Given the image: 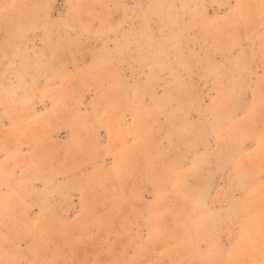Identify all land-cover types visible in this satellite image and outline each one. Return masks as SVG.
Listing matches in <instances>:
<instances>
[{"label":"rangeland","instance_id":"1","mask_svg":"<svg viewBox=\"0 0 264 264\" xmlns=\"http://www.w3.org/2000/svg\"><path fill=\"white\" fill-rule=\"evenodd\" d=\"M263 11L0 0V264L264 263Z\"/></svg>","mask_w":264,"mask_h":264},{"label":"bare ground","instance_id":"2","mask_svg":"<svg viewBox=\"0 0 264 264\" xmlns=\"http://www.w3.org/2000/svg\"><path fill=\"white\" fill-rule=\"evenodd\" d=\"M231 9V8H230ZM240 12V11H239ZM264 12V11H263ZM179 13V12H178ZM234 13V12H233ZM176 18V17H175ZM237 27V26H236ZM226 29V28H225ZM238 29V28H237ZM252 29V28H251ZM255 30V29H254ZM206 33V32H205ZM217 36V35H216ZM215 36V37H216ZM247 36V35H246ZM258 36H260V35H258ZM243 38V37H242ZM230 39V38H229ZM236 39V38H235ZM244 39H245V37H244ZM243 40V39H242ZM224 41H226V40H224ZM223 41V42H224ZM225 43V42H224ZM222 44V43H221ZM227 44V43H226ZM229 44V43H228ZM218 45V44H217ZM235 45V44H234ZM222 46V45H221ZM224 46V45H223ZM246 46V45H245ZM220 48V47H219ZM224 48H225V46H224ZM221 49V48H220ZM256 49V48H255ZM263 50V49H262ZM224 51H225V49H224ZM228 51V50H227ZM248 54V53H247ZM261 60V59H260ZM250 62V61H249ZM187 68V67H186ZM200 68V67H199ZM174 70V69H173ZM186 71V70H185ZM195 71V70H194ZM177 72V71H176ZM200 72V71H199ZM223 72V71H222ZM247 72V71H246ZM185 73V72H184ZM246 74V73H245ZM169 75V74H168ZM183 75V74H182ZM194 75V74H193ZM180 76V75H179ZM187 76V75H186ZM177 77V76H176ZM181 77V76H180ZM179 77V78H180ZM183 77V76H182ZM249 77V76H248ZM153 78V77H152ZM157 78V77H156ZM178 78V79H179ZM151 79V78H150ZM154 79V78H153ZM181 79V78H180ZM150 81V80H149ZM180 81V80H179ZM182 81V80H181ZM245 81H247L246 79H245ZM190 82V81H189ZM238 82V81H237ZM179 83V82H178ZM243 83V82H242ZM180 84H181V82H180ZM237 84V86L239 85L238 83H236ZM261 85V84H260ZM263 86V85H262ZM184 87H186V86H184ZM240 87H241V85H240ZM239 89V88H238ZM180 90H182V91H184V89H180ZM186 90H187V88H186ZM143 91V90H142ZM141 91V92H142ZM240 91V90H239ZM260 91V90H259ZM138 92V91H137ZM148 92V91H147ZM262 92V91H261ZM237 93V92H236ZM239 93V92H238ZM259 93V92H258ZM155 95V94H154ZM153 95V96H154ZM261 95V94H260ZM170 96V95H169ZM254 97V96H253ZM257 98V97H256ZM231 99H233V98H231ZM238 101V100H237ZM241 101V100H240ZM157 102V101H156ZM258 102V101H257ZM138 103V102H137ZM141 103V102H140ZM160 104V103H159ZM242 104V103H241ZM106 107V106H105ZM232 107H234V106H232ZM241 109V108H240ZM234 111H236V110H234ZM208 113V112H207ZM10 114H12V113H10ZM137 115V114H136ZM235 115V114H234ZM141 117V116H140ZM231 117V116H230ZM249 117V116H248ZM251 117V116H250ZM142 118V117H141ZM140 118V119H141ZM228 119V118H227ZM226 119V120H227ZM244 119V118H243ZM140 123V122H139ZM245 124V123H244ZM216 126V125H215ZM249 127V126H248ZM140 128V127H139ZM247 128V127H246ZM252 128V127H251ZM260 130V129H259ZM245 131V130H244ZM140 132V131H139ZM144 132V131H143ZM256 132V131H255ZM261 132V131H260ZM147 133V132H146ZM145 134V133H144ZM247 134V133H246ZM245 134V135H246ZM261 134H263V133H261ZM251 134H250V132H249V136H250ZM264 135V134H263ZM248 136V137H249ZM255 136V134L253 135V137ZM192 137V136H191ZM244 137V136H243ZM159 138H160V136H159ZM241 138V137H240ZM246 138V137H245ZM196 139V138H195ZM201 139V138H200ZM251 139V138H250ZM193 140V139H192ZM249 140V139H248ZM255 140V139H254ZM241 142V141H240ZM247 142V141H246ZM185 143H187V142H185ZM238 144V143H237ZM198 145V144H197ZM256 145H258V143H256ZM171 146H173V145H171ZM191 146V145H190ZM146 147V146H145ZM182 147V146H181ZM185 147H187V145H185ZM188 148V147H187ZM186 148V149H187ZM144 149V148H143ZM149 149V148H148ZM237 149H239V148H237ZM173 150V149H172ZM255 150V149H254ZM177 151V150H176ZM139 154H137V156H138ZM239 155H240V152H239ZM186 156V155H185ZM185 156H183V157H185ZM241 156V155H240ZM28 157V156H27ZM182 157V158H183ZM199 158V157H198ZM203 158V157H202ZM206 158V157H205ZM227 158V157H226ZM137 159V158H136ZM135 159V160H136ZM171 159V158H170ZM139 160V159H138ZM200 159H198V161H199ZM224 160V159H223ZM195 161H196V159H195ZM201 161V160H200ZM142 162H143V158H142ZM145 162V161H144ZM202 162V161H201ZM36 164V163H35ZM140 164L141 163H139V166H140ZM24 165V164H23ZM179 165H181V164H179ZM35 166V165H34ZM135 166V165H134ZM138 166V167H139ZM258 167V166H257ZM143 168V167H142ZM34 170V169H33ZM222 170V169H221ZM109 171V170H108ZM247 171V170H246ZM258 171V170H257ZM256 171V172H257ZM262 172V171H261ZM193 174V173H192ZM15 175V174H14ZM39 175V174H38ZM116 175V174H115ZM257 175V174H256ZM117 176V175H116ZM254 176V175H253ZM6 177V176H5ZM249 181V180H248ZM5 182V181H4ZM149 182V181H148ZM11 184V183H10ZM250 184V183H249ZM152 185V184H151ZM244 185H245V183H244ZM250 186V185H249ZM249 186H247V187H249ZM189 188H190V186H189ZM181 195V194H180ZM188 198V197H187ZM204 198V197H203ZM195 201V200H194ZM252 201V200H251ZM179 202V201H178ZM255 205V204H254ZM243 207V206H242ZM245 207V206H244ZM197 209H198V207H196ZM195 208V209H196ZM229 208V207H228ZM243 209V208H242ZM247 209V208H246ZM241 211H243V210H241ZM244 212V211H243ZM231 213V212H230ZM142 214V213H141ZM246 214V213H245ZM223 216V215H222ZM204 217H206V216H204ZM210 217V216H209ZM247 217V216H246ZM255 217V216H254ZM254 217H252V218H254ZM245 218V217H244ZM201 219V218H200ZM209 219V218H208ZM236 219V218H235ZM202 220H203V218H202ZM234 220V219H233ZM237 220V219H236ZM243 220V219H242ZM246 220H248V219H246ZM207 221V220H206ZM238 221V220H237ZM236 221V222H237ZM240 222H242L241 220H239ZM238 221V222H239ZM202 222H204V221H202ZM225 222V221H224ZM205 224H206V222H204ZM204 223H202V225H204ZM216 223V222H215ZM234 223V222H233ZM249 223V224H248ZM210 224V223H209ZM212 224H214V223H212ZM248 224V225H247ZM220 225V224H219ZM242 225V224H241ZM246 227L244 228V230H243V235H242V237L241 236H239V237H241L242 239H241V241L239 242V244H238V248H237V250L235 251V253L237 254V260H238V258H239V256L240 257H242L243 256V254H245L246 256H255L260 250L261 251H264V239L261 237V234H260V232H261V229L262 228H264V223H262V224H259V222L258 221H251V222H248V221H246ZM206 225H204V228H206L205 227ZM239 226V225H238ZM243 226H245V225H243ZM203 227V226H202ZM201 227V228H202ZM210 227H212V226H210ZM214 227H215V225H214ZM107 228V227H106ZM217 228V227H216ZM237 228V227H236ZM209 229V228H208ZM213 229H215V228H213ZM218 230V229H217ZM222 230H223V228H222ZM234 230V229H233ZM110 231V230H109ZM189 231V230H188ZM239 231V230H238ZM204 232H206L205 231V229H204ZM203 232V233H204ZM219 232V231H218ZM230 232V231H229ZM232 232V231H231ZM240 233H242V231L240 232ZM100 234V233H99ZM201 234V233H200ZM231 234V233H230ZM204 236H202L203 238L207 235H205V233L203 234ZM210 235V234H209ZM227 235V234H226ZM240 235V234H239ZM191 236V235H190ZM208 237V236H207ZM216 237V236H215ZM233 237V236H232ZM231 237V238H232ZM194 238V237H193ZM196 238V237H195ZM206 238V237H205ZM213 238V237H212ZM100 239H101V236H100ZM202 239V238H201ZM209 239H211V238H209ZM230 239V238H229ZM238 239H240V238H238ZM207 240H208V238H207ZM206 240V241H207ZM252 240V243L250 244V245H248V246H246L247 245V243L248 242H250ZM132 241V240H131ZM205 241V240H204ZM209 241V240H208ZM207 241V242H208ZM235 241V240H234ZM237 241V240H236ZM189 242V241H188ZM202 242H203V239H202ZM206 242V243H207ZM230 242H232V241H230ZM203 243H205V242H203ZM205 243V244H206ZM210 243V242H209ZM210 244H212V242L210 243ZM217 244H218V242H217ZM234 245H235V243H233ZM232 244V245H233ZM194 246H195V244H194ZM210 246V245H209ZM195 248H196V246H195ZM211 249H212V246L210 247ZM216 248H217V246H216ZM230 249H232V246L231 247H229ZM236 248V247H235ZM49 249V248H48ZM228 249V248H227ZM226 249V250H227ZM50 250V249H49ZM213 250V249H212ZM222 250V249H221ZM229 251H231V250H229ZM198 252V251H197ZM209 252V251H208ZM221 252V251H220ZM228 252V251H227ZM210 253V252H209ZM217 253H218V251H217ZM217 253H215L214 252V254H217ZM222 253H223V251H222ZM222 253H221V256L220 257H222ZM240 253H242L241 255H240ZM88 254V253H87ZM198 254V253H197ZM211 254V253H210ZM213 254V253H212ZM214 254H213V256H214ZM220 254V253H219ZM218 254V255H219ZM207 255V254H206ZM224 255V254H223ZM233 255V254H232ZM231 254H227L226 253V255L225 256H223L222 257V259L220 258V260H219V258L217 257V256H215L216 257V261L217 260H219L221 263H225V264H234L235 263V260H234V256H232ZM256 256H258V255H256ZM68 257V256H67ZM207 257H209V256H207ZM29 258V257H28ZM183 258V257H182ZM186 258H188V257H185V259ZM218 258V259H217ZM91 259V258H90ZM188 259H191V258H188ZM52 260V259H51ZM182 260V259H181ZM180 260V261H181ZM201 260H203V259H201ZM207 260V259H206ZM246 260V259H245ZM213 261L214 262H216L214 259H213ZM87 262V261H86ZM182 262V261H181ZM183 263V262H182ZM187 263H189V262H187ZM217 263V262H216ZM215 263V264H216ZM190 264V263H189ZM251 264V263H250ZM261 264H264V263H261Z\"/></svg>","mask_w":264,"mask_h":264}]
</instances>
